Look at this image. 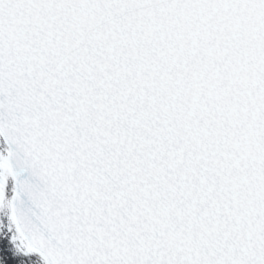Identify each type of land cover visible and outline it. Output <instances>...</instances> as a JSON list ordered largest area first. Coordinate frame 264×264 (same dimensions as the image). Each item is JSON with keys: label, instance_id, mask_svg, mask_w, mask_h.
<instances>
[{"label": "snow or ice", "instance_id": "1", "mask_svg": "<svg viewBox=\"0 0 264 264\" xmlns=\"http://www.w3.org/2000/svg\"><path fill=\"white\" fill-rule=\"evenodd\" d=\"M0 264H264V0H0Z\"/></svg>", "mask_w": 264, "mask_h": 264}]
</instances>
